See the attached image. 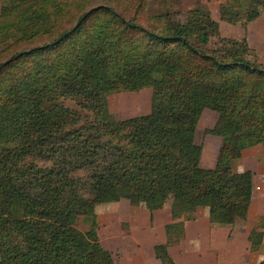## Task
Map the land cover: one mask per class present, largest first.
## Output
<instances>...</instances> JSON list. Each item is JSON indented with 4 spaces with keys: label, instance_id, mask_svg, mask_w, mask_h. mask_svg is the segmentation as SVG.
<instances>
[{
    "label": "trees",
    "instance_id": "16d2710c",
    "mask_svg": "<svg viewBox=\"0 0 264 264\" xmlns=\"http://www.w3.org/2000/svg\"><path fill=\"white\" fill-rule=\"evenodd\" d=\"M178 4L1 0L0 264H115L97 234L100 203L152 211L171 196L174 217L199 206L212 225L246 217L253 173L233 162L244 144H264V63L245 34L220 35L205 5ZM253 5L226 0L219 17L238 24ZM146 87L147 113L112 118L108 95ZM205 108L221 140L211 168L195 142ZM78 216L92 218L88 230ZM165 229L181 237L183 221ZM263 232L261 217L250 243ZM154 250L173 264L167 243Z\"/></svg>",
    "mask_w": 264,
    "mask_h": 264
},
{
    "label": "crops",
    "instance_id": "0c3cea01",
    "mask_svg": "<svg viewBox=\"0 0 264 264\" xmlns=\"http://www.w3.org/2000/svg\"><path fill=\"white\" fill-rule=\"evenodd\" d=\"M259 19L258 16L255 20ZM252 26L253 21L245 34L249 45L254 42ZM257 40L264 44V37L260 34ZM216 143L220 146L219 142ZM213 153V150L207 152V158L203 160L206 168L214 162ZM243 155L241 152V157ZM246 169L253 173L254 169ZM252 184L246 217L231 225H212L207 206H199L174 217L170 212L171 196L160 200L152 211L143 203L132 205L127 199V203L121 199L117 201L120 206L114 204L105 208L115 210V215L124 218L126 230L118 233L110 229L111 243L106 248L112 253L115 264H163L156 257L154 247L166 243L173 264H264V232L260 244L252 245L248 239L250 232L258 229L259 219L264 217V178H252ZM97 220L96 214V223ZM174 220L183 221L184 234L181 237L166 233V225Z\"/></svg>",
    "mask_w": 264,
    "mask_h": 264
},
{
    "label": "rangeland",
    "instance_id": "374dc122",
    "mask_svg": "<svg viewBox=\"0 0 264 264\" xmlns=\"http://www.w3.org/2000/svg\"><path fill=\"white\" fill-rule=\"evenodd\" d=\"M223 1L224 0H179L178 7L183 12H185L199 3L205 5L210 10L212 17L216 21H218L220 35L225 37L241 38L242 35L247 34L248 27L253 21L251 33L252 40L254 42H251V45H249L248 55L252 58H256L259 62L264 63V44L259 43V41L257 40V36L259 34L260 37H264V20L261 19L262 16L264 17V5L262 4L263 0H254V5L250 10L251 14H255L256 12L253 18L246 19L245 17L235 25L228 24L220 19L218 7L219 4ZM258 16L260 17V19L259 21H256L255 19ZM107 103L111 116L115 120L145 114L149 111L151 105V88L146 87L138 91H124L110 94L107 96ZM216 119L217 113L208 108H205L202 111L196 125L195 142L202 146V152L200 156V166L202 167H205L206 165L204 164L203 160H206L207 152H210L212 150L215 154L213 153L214 162L210 167H213L215 165L219 146V144H217L216 142L220 143V138L212 134H207L206 130L214 125ZM242 153L244 154L243 157H240L233 162L234 170L241 171L246 169V167H250L254 169L253 178H264V144L259 143L256 145H247L246 143L243 145ZM121 202L127 203L128 201L124 199ZM114 204H118V206H120V202H110L100 203L96 205L95 208L98 219L97 234L99 237V241L104 248L108 247L111 243L110 229L118 233H123L126 230L127 223L123 220L124 218L119 215H115V210L105 208L113 206ZM91 223L92 218L89 216H78L76 219V227L81 231L88 230L91 226Z\"/></svg>",
    "mask_w": 264,
    "mask_h": 264
}]
</instances>
